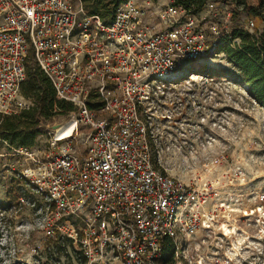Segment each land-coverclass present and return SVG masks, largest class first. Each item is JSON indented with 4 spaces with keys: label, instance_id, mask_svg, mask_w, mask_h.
Instances as JSON below:
<instances>
[{
    "label": "built area",
    "instance_id": "1",
    "mask_svg": "<svg viewBox=\"0 0 264 264\" xmlns=\"http://www.w3.org/2000/svg\"><path fill=\"white\" fill-rule=\"evenodd\" d=\"M160 3L128 0L104 22L82 0H0V116L34 106L21 92L32 66L55 100L73 107L41 121L51 136L44 162L36 149L10 148L23 157L19 179L30 190L29 206L45 207L36 219L44 238L57 233L84 264H157L165 240L175 264L183 241L212 218L202 213L207 188L160 172L154 145L158 122L170 120L162 86L185 62L215 55L230 14L226 7L221 29L172 0ZM217 5L211 0L205 9ZM57 126L65 127L58 138Z\"/></svg>",
    "mask_w": 264,
    "mask_h": 264
},
{
    "label": "rangeland",
    "instance_id": "2",
    "mask_svg": "<svg viewBox=\"0 0 264 264\" xmlns=\"http://www.w3.org/2000/svg\"><path fill=\"white\" fill-rule=\"evenodd\" d=\"M212 2L219 4L217 11H201L198 17L206 26L221 27L224 10L230 14L232 5ZM150 20L161 31L156 15ZM235 77L224 54H218L185 62L162 86L159 98L170 120L158 122L154 166L186 185L207 188L202 213L212 217L209 228L183 241L175 264H264V108ZM46 124L32 148L42 162L50 152ZM22 160L0 140V264H78L71 254L46 259L51 239L36 222L45 207L28 204L30 190L19 179Z\"/></svg>",
    "mask_w": 264,
    "mask_h": 264
},
{
    "label": "trees",
    "instance_id": "3",
    "mask_svg": "<svg viewBox=\"0 0 264 264\" xmlns=\"http://www.w3.org/2000/svg\"><path fill=\"white\" fill-rule=\"evenodd\" d=\"M128 0H82L87 12L98 15L104 22L113 18L118 7ZM156 2L158 0H150ZM174 4L183 6L191 14L198 15L206 11L205 7L211 0H172ZM225 5H232L228 34L223 33L215 55L224 54L236 72L235 77L247 87V94L264 108V0H214ZM244 15V16H243ZM257 22L258 26L246 29V21ZM249 24V23H248ZM261 26V27H260ZM259 28V29H258ZM238 38V46L232 48L229 38ZM21 92L30 99L34 106L18 115L0 117V140L10 147L34 148L39 135L41 121H49L55 115H63L72 111L71 105L55 100L54 91L46 76L36 67L27 68V78L22 84ZM54 107L60 113H53ZM0 209L3 206L0 205ZM174 245L171 240L163 243L161 264H172ZM46 259L70 254L80 261L79 253L74 251L71 243L55 234V239L48 240L45 245Z\"/></svg>",
    "mask_w": 264,
    "mask_h": 264
},
{
    "label": "bare ground",
    "instance_id": "4",
    "mask_svg": "<svg viewBox=\"0 0 264 264\" xmlns=\"http://www.w3.org/2000/svg\"><path fill=\"white\" fill-rule=\"evenodd\" d=\"M64 130H65V127H62V126L55 127L54 132H55L56 138L60 137L62 133L64 132ZM63 137H67V136L64 135Z\"/></svg>",
    "mask_w": 264,
    "mask_h": 264
},
{
    "label": "water",
    "instance_id": "5",
    "mask_svg": "<svg viewBox=\"0 0 264 264\" xmlns=\"http://www.w3.org/2000/svg\"><path fill=\"white\" fill-rule=\"evenodd\" d=\"M54 128H55V127H54ZM54 128H53V129H54Z\"/></svg>",
    "mask_w": 264,
    "mask_h": 264
}]
</instances>
